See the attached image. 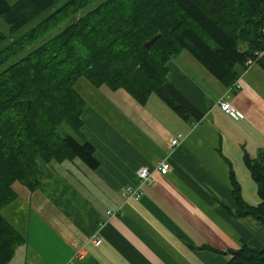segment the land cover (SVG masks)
Listing matches in <instances>:
<instances>
[{"label":"crops","instance_id":"0c3cea01","mask_svg":"<svg viewBox=\"0 0 264 264\" xmlns=\"http://www.w3.org/2000/svg\"><path fill=\"white\" fill-rule=\"evenodd\" d=\"M238 79L240 87H227L190 52L173 57L168 80L203 112L194 121L157 94L141 104L124 89L79 78L75 88L86 100L81 135L96 147L100 165L40 160L37 190L13 185L17 198L2 214L26 241L9 264H65L78 248L85 252L79 264H226L230 250L263 249L264 224L236 215L231 177L248 204H259L244 156L257 157L264 147V69L257 63ZM223 98L238 118L222 109ZM179 133L184 138L171 148ZM163 160L170 171H154L141 199L122 195L142 166Z\"/></svg>","mask_w":264,"mask_h":264},{"label":"trees","instance_id":"16d2710c","mask_svg":"<svg viewBox=\"0 0 264 264\" xmlns=\"http://www.w3.org/2000/svg\"><path fill=\"white\" fill-rule=\"evenodd\" d=\"M97 1L0 0V17L11 33L51 10L4 45L7 36L0 30V65L73 19L0 72V264H9L26 241L2 214L17 198L16 182L37 190L40 160L100 165L96 147L81 135L86 100L75 88L79 78L98 88L124 89L141 104L157 94L185 119L201 121L203 112L168 80L169 61L186 50L231 87L248 58L264 49V0H103L87 9ZM258 64L264 69V56ZM244 159L260 202L242 198L232 173L236 215L264 224V147ZM226 253L232 255L226 264H264V248L244 245Z\"/></svg>","mask_w":264,"mask_h":264},{"label":"built area","instance_id":"2783aa9c","mask_svg":"<svg viewBox=\"0 0 264 264\" xmlns=\"http://www.w3.org/2000/svg\"><path fill=\"white\" fill-rule=\"evenodd\" d=\"M264 56V49L262 50H257L254 52V55L249 57L246 66L247 68L255 65L258 63L259 59H261ZM231 87H240V82L239 79H237ZM220 105L222 109L227 112L228 114L232 115L233 117L238 118L239 117V111L234 106L229 99H221L220 100ZM184 138V135L182 133H179L175 137H172L169 140V146L171 148L177 146L181 140ZM171 169V164L167 160H163L160 163H158L154 169L148 167V166H142L138 171H137V180L135 184L132 185H127L123 190H122V195L126 199L130 198H135V199H141L144 192H143V187L146 184H152L154 182V171H159L162 174H166L170 171ZM115 211H108V214H115ZM92 242L99 246L102 244L103 240L100 237H94L92 239ZM85 255L84 249L83 248H78L72 257V259L65 263V264H79L80 259H82Z\"/></svg>","mask_w":264,"mask_h":264},{"label":"rangeland","instance_id":"374dc122","mask_svg":"<svg viewBox=\"0 0 264 264\" xmlns=\"http://www.w3.org/2000/svg\"><path fill=\"white\" fill-rule=\"evenodd\" d=\"M13 1V0H11ZM103 0H98L97 2H95L94 4H92L91 6H89L87 9H91L93 7H95L99 2H101ZM63 1H61L59 4H61ZM51 10H48L46 13H44L42 16L46 15L47 13H49ZM82 13V12H81ZM42 16L34 19L33 21H31L30 23H28L27 25H25L22 29H20L19 31L15 32V33H11L10 30V26L4 21L3 18L0 17V30L3 31L6 36H7V40L2 44L4 45L6 42H8V40H12L14 39L17 35L26 32L28 30H30L33 26H35L37 24V22H39V20L42 18ZM73 19L71 18L70 20L62 23L61 25H59L58 27H55L54 29L50 30L46 35H44L43 37L39 38L37 41H35L29 48H27L24 51L19 52L15 57H13L10 61H7L3 64L0 65V72L2 70H4L5 68H7L13 61L23 57L24 55H26L28 52H30L31 50H33L34 48L38 47L40 44H42L44 41L48 40L49 38L53 37L54 35H56L58 32H60L70 21H72ZM0 45V46H2ZM156 95V94H155ZM158 97V96H156ZM66 131L77 136L78 138H80L78 135L75 134V132L69 128L66 127Z\"/></svg>","mask_w":264,"mask_h":264},{"label":"water","instance_id":"95a60500","mask_svg":"<svg viewBox=\"0 0 264 264\" xmlns=\"http://www.w3.org/2000/svg\"><path fill=\"white\" fill-rule=\"evenodd\" d=\"M155 38H156V37H154L153 39L149 40V41L146 43V47H147V48H150V47H151L152 43L155 41Z\"/></svg>","mask_w":264,"mask_h":264}]
</instances>
